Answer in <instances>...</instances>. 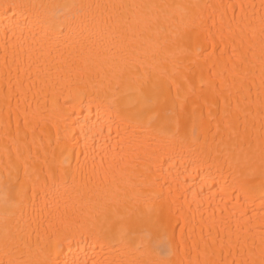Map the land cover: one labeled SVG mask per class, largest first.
Instances as JSON below:
<instances>
[{"label": "bare ground", "instance_id": "6f19581e", "mask_svg": "<svg viewBox=\"0 0 264 264\" xmlns=\"http://www.w3.org/2000/svg\"><path fill=\"white\" fill-rule=\"evenodd\" d=\"M0 264H264V0H0Z\"/></svg>", "mask_w": 264, "mask_h": 264}]
</instances>
